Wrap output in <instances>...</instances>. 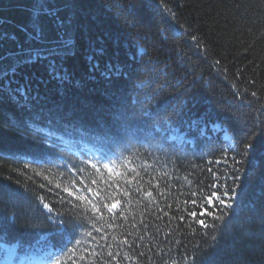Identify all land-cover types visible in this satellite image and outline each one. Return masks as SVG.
<instances>
[{
  "label": "trees",
  "instance_id": "obj_1",
  "mask_svg": "<svg viewBox=\"0 0 264 264\" xmlns=\"http://www.w3.org/2000/svg\"><path fill=\"white\" fill-rule=\"evenodd\" d=\"M55 7L60 16H73L75 54L63 61L72 82L50 79L44 65H25L11 86L30 83L27 96L0 95V216L9 218L8 241L60 240L37 198L44 196L51 215L75 217L83 225L78 233L105 237L100 243L110 264H264L260 157L243 180L240 207L222 227L215 222L216 241L212 229L189 215L214 190L208 185L232 184L243 142L264 128V0H75L74 12L57 0ZM31 10L32 0H0V33L15 37L3 41L0 55L26 46ZM42 25L55 37L54 20L43 18ZM101 48L90 63L87 57ZM110 66L124 75H105ZM104 156L116 161V170L135 168L140 175L104 188L91 166L108 163ZM91 178L102 189L97 200L120 201L112 213L102 209L99 220L55 195L66 196L62 188L73 180L75 188L83 181L95 191ZM7 246L16 249L12 264H40L42 253L27 243ZM108 251L119 255L112 260ZM3 259L0 250V264Z\"/></svg>",
  "mask_w": 264,
  "mask_h": 264
},
{
  "label": "snow or ice",
  "instance_id": "obj_2",
  "mask_svg": "<svg viewBox=\"0 0 264 264\" xmlns=\"http://www.w3.org/2000/svg\"><path fill=\"white\" fill-rule=\"evenodd\" d=\"M57 0H32L31 10V27L25 35V45H18V51L9 53L7 55H0V95L5 93H12L20 96H27L28 91L31 89V84L27 83L24 85H18L16 88H12L13 78L15 77L17 70L25 65H44L47 69L48 76L50 79L56 80L60 83H71V76L64 68L63 61L69 56L75 54V41L69 36V31L72 28L73 16H60V10L55 7ZM63 7L66 10L73 11L75 9V0H63ZM49 18L55 21L56 35L53 38H49L42 25V19ZM195 39V37H193ZM4 40H13L15 37L10 36L6 33H0V45ZM103 54V49H94L87 59L91 63L99 55ZM10 61L7 65L4 61ZM98 63H92V68H98ZM112 74L124 75L122 69L119 66L108 67L105 75L111 76ZM253 97L257 96L256 92L251 94ZM211 131H218L216 127H213ZM227 139V137H226ZM229 148L232 145L228 146ZM234 150V149H233ZM227 148L225 149V153ZM242 159L235 160L233 162V175L229 177L232 180V184L229 185L227 182L223 184L211 183L208 185L209 188L214 189L208 195L202 194V199L199 205V212L190 211L189 215L193 217L196 223L205 229H212L211 238L213 241L217 240L216 232L219 228L216 221L221 222V227L225 223V217L231 218L235 214V211L240 207L243 198L246 194V187L243 180L248 177L249 172L256 171L257 158L260 157L261 161L264 162V128L260 131H253L248 139L243 142L240 151ZM107 159L108 163H93L91 166L95 169L96 175L104 183V188L119 187L118 182L129 184L132 180L136 179L140 174L136 172L135 168L126 169L124 172L116 170V161L111 160L108 156L102 157ZM227 163V160L224 161ZM126 166L130 161H123ZM219 163V161H217ZM103 170L107 171V179L104 177ZM83 171V169H80ZM212 172V169H208ZM135 173V175H131ZM244 173V176L241 175ZM213 180L219 181L218 177L214 172L212 173ZM130 177V179L128 178ZM51 183V181L49 182ZM82 187L75 188L76 181H71V185H64L62 188L63 193L67 195H60L55 193L60 203L67 202L72 205L73 208L83 207L85 211L92 212V217L89 219L99 220L102 216L98 215L102 212V209L106 208L109 213H112L117 208L120 201L116 200L110 206L107 203L97 200L100 196L102 189L98 185V181L95 178H91V185H96L94 191L93 187L85 184L83 181L80 182ZM45 185L41 184L40 188H44ZM57 189L61 188V184L55 185ZM75 189V190H73ZM139 190V189H138ZM222 190V191H221ZM51 191V189H49ZM79 193V194H78ZM89 193L91 195H86ZM127 195V192L124 193ZM148 197L152 196L149 191L146 193ZM196 195V193H193ZM43 208L46 209L49 215L46 219L56 227V231L60 234V240L52 242L46 236H37L35 239L28 241L14 238L8 241L7 233L9 226V218L0 216V250L4 253L3 264H12L16 257V249L14 247H8L7 243L19 244L21 248L24 247L25 243L29 248H35L38 252L42 253L40 264H96L100 261L101 264H110L108 259H103L104 253L102 249L105 247L100 241L104 240V236L97 238L93 235L92 231H83L78 233L77 229L82 228L83 225L77 222L75 217L64 219L65 214L56 212L55 216L51 215L54 208L50 203H45L44 196L37 197ZM108 196H105L107 199ZM80 203H73V201ZM197 201L193 200L192 204H196ZM207 218H211L213 223H209ZM92 228L95 232H101V228L96 227V224H92ZM209 233H206L208 235ZM80 238H76L77 236ZM113 239H115L113 237ZM92 242L96 247L89 248L88 242ZM122 244H127L128 241H121ZM71 245V247H69ZM107 247L110 249L111 245ZM112 251L107 252V257L112 260L116 259V256ZM143 255V253H140ZM89 257H92V261H89Z\"/></svg>",
  "mask_w": 264,
  "mask_h": 264
}]
</instances>
